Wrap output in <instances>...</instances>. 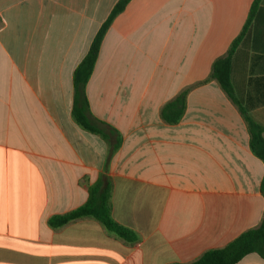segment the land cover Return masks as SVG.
<instances>
[{
    "label": "crops",
    "instance_id": "0c3cea01",
    "mask_svg": "<svg viewBox=\"0 0 264 264\" xmlns=\"http://www.w3.org/2000/svg\"><path fill=\"white\" fill-rule=\"evenodd\" d=\"M118 1L0 0V264H191L262 223L264 163L242 111L264 129V0L232 59L238 105L206 81L256 0L128 4L87 85L92 115L122 137L107 165L108 144L72 117L73 74ZM189 88L182 120L165 123ZM103 174L137 243L93 219L48 225Z\"/></svg>",
    "mask_w": 264,
    "mask_h": 264
},
{
    "label": "trees",
    "instance_id": "16d2710c",
    "mask_svg": "<svg viewBox=\"0 0 264 264\" xmlns=\"http://www.w3.org/2000/svg\"><path fill=\"white\" fill-rule=\"evenodd\" d=\"M131 1L119 0L117 2L108 19L94 37L86 56L82 59L73 74L74 99L72 117L82 130L99 136L108 144L107 165L114 154L120 149L122 137L114 127L96 119L92 115L87 97V85L94 73L108 30L115 18L124 12ZM258 3L259 0L254 2L243 32L232 43L228 53L214 62L211 75L206 81V83L216 81L228 98L236 105H238V102L231 80L232 59L241 39L249 29ZM190 91L191 88L184 90L163 107L161 117L165 123L175 125L182 120L186 111L187 96ZM242 114L250 133L251 150L264 163V129L243 111ZM261 193L264 196V178L261 184ZM88 194V200L85 205L69 213L51 217L48 221L49 227L53 230H59L78 220L93 219L99 222L110 234L127 243L134 244L139 241V237L134 231L118 224L112 217V182L107 175H101L96 183L90 185ZM250 254H258L264 259V218L259 227L245 232L223 248L206 252L199 260L191 264H238Z\"/></svg>",
    "mask_w": 264,
    "mask_h": 264
}]
</instances>
